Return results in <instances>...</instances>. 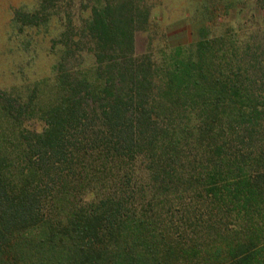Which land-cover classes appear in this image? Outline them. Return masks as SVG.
I'll use <instances>...</instances> for the list:
<instances>
[{"label":"trees","instance_id":"1","mask_svg":"<svg viewBox=\"0 0 264 264\" xmlns=\"http://www.w3.org/2000/svg\"><path fill=\"white\" fill-rule=\"evenodd\" d=\"M53 15L43 128L0 137V264H264L262 40L219 68L205 41L138 54L141 0H40L13 20ZM3 97L17 125L32 114Z\"/></svg>","mask_w":264,"mask_h":264},{"label":"rangeland","instance_id":"2","mask_svg":"<svg viewBox=\"0 0 264 264\" xmlns=\"http://www.w3.org/2000/svg\"><path fill=\"white\" fill-rule=\"evenodd\" d=\"M39 2L0 0V94L18 104L27 102L30 96L33 99L29 107L32 114L17 125L1 112L5 108L0 98V137L10 136L18 128L42 129L40 111L48 108L54 96V65L60 48L52 47L51 39L60 30L59 18L53 15L48 22L31 26H21L13 20L15 11L30 12ZM141 3L149 9V23L136 32V52L148 53L155 61L179 45L184 50L195 48L199 41L213 48L219 68L228 61L222 58L227 45L253 47L261 39L264 49V0H141ZM220 38L223 42L217 49L214 40ZM0 142L5 141L0 138Z\"/></svg>","mask_w":264,"mask_h":264}]
</instances>
